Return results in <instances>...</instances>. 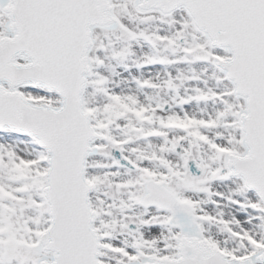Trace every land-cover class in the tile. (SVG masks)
Instances as JSON below:
<instances>
[{
    "label": "snow or ice",
    "instance_id": "1",
    "mask_svg": "<svg viewBox=\"0 0 264 264\" xmlns=\"http://www.w3.org/2000/svg\"><path fill=\"white\" fill-rule=\"evenodd\" d=\"M0 264H264V0H0Z\"/></svg>",
    "mask_w": 264,
    "mask_h": 264
}]
</instances>
